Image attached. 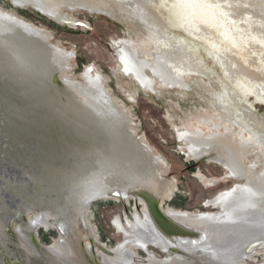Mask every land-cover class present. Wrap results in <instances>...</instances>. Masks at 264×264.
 <instances>
[{"label": "bare ground", "instance_id": "1", "mask_svg": "<svg viewBox=\"0 0 264 264\" xmlns=\"http://www.w3.org/2000/svg\"><path fill=\"white\" fill-rule=\"evenodd\" d=\"M11 1L18 7L32 5L39 12L55 18H61L60 14L64 9L84 10L109 17H120L124 21L139 24L150 34V39L159 47L160 52H153V57L149 59L132 44L122 41L117 44L121 47L118 50V58L123 73L134 78L146 91L154 90V79L164 87L183 88L188 84L183 81L185 74L200 72L201 75L205 72L198 59L186 52L182 45L173 46L169 37L161 35V27L170 22L191 35V38L193 36L204 41L211 51L207 53L221 65L226 78L233 83L239 95L232 96V92L228 99L223 97L222 100L215 93V105L222 117L220 122L209 123L211 129L209 134L205 133L201 126L195 130H178V138L186 145L187 151L194 159L214 157L219 165L225 167L229 178L236 181L234 183L236 185L226 192L228 201L246 194L254 196V200L240 208L225 207L221 218L211 215L172 213L168 211L170 208L166 209L168 211L166 214L186 228L200 232L198 239L176 240L180 241L179 245L178 243L176 245L183 252L195 258L211 263L226 261V264H236V261L227 260L234 251L244 248L248 243L257 241L256 244L247 247L246 253L240 251L244 259L264 250V117L254 111L252 104L247 103L249 95H254L258 101L264 103L263 0H167V4L157 0ZM0 21L9 28L7 34L11 35L18 52L33 64V68L24 75L22 82L27 93L45 100L48 104L57 99H64L62 113L71 115V119H67V124L73 131L69 134L70 140L60 143L64 144V149L67 150L60 154L67 155L75 151L73 144L79 149L86 148L91 151L103 147V144L105 146L106 141H111L117 147L126 144V126L129 119L122 111L127 108L122 107L121 111L105 87L103 78L93 75L90 69L82 77L87 82L86 86L73 81H63L59 75L65 70L64 64L68 60V55L48 46L49 36L46 33L1 11ZM172 37H176L175 34ZM181 37L180 39L183 38ZM157 38L164 39L163 43H158ZM6 66L0 63V78L3 77L4 81L7 78L15 80V77L11 78V70H7ZM14 70L17 71L16 68ZM55 78L62 82L63 88L58 87L59 89L53 92L49 82L55 81ZM236 107H239V110ZM74 124L77 128L72 127ZM99 126H102L103 134L93 135L91 129ZM235 126L241 128L240 139L235 137ZM30 139L32 137L29 136L25 139L24 136L22 139H12L11 142H14L13 146L16 150L8 149L2 141L0 142L2 149L6 148L5 150L8 151L3 152L5 150L1 149L0 152V211L2 212L0 242L5 244L6 241L4 231L6 219L20 217L30 211H39L40 214L34 215L25 229L18 228L16 245L22 253L23 260L17 264H30L32 258L41 254L43 256L41 264H101L96 263V254L91 248L92 243L87 247V252L84 251L85 253L79 249L76 243H81L82 248L83 240L89 236L82 235L75 224L70 230L67 219L66 232L75 234L74 240L63 237L60 241V249L45 247L42 251H38L33 245L31 235L38 226L47 227L52 220L57 224L63 212L74 205L79 195H87L88 199H78V208L74 210L86 213L84 205L88 201L95 200L99 191L92 185H86L80 190L76 189L81 182H87L91 176L84 163L76 160L74 163L68 162L65 156L59 154L60 145L55 156L48 152L44 154V148L39 150L26 145ZM44 140L49 144L47 146L53 145L51 139ZM255 144L261 149L254 150ZM47 148L56 149L55 145ZM149 151H152L150 147L146 152ZM250 154L255 160L248 163ZM155 159L156 155L151 159L152 164L149 166L151 172H154L158 165ZM164 169L166 167H158L160 173H164ZM169 184L160 175L156 178L148 176L138 186L129 189L146 190L160 200L168 191ZM128 190L125 194L120 191V196L133 199L128 196ZM100 198L104 199V195ZM206 206L211 205L206 204ZM82 222L85 232L89 234L90 231H86L83 217ZM117 226L120 231L134 234V237H129L114 251L125 257L126 261H130L133 257L134 252L130 250L132 244L140 246L143 242H150L154 247H160L165 251L169 246L176 251L175 253L180 251L174 247V241H170L171 239L159 230L147 209L141 212L136 209L132 217L126 218L123 226L119 222ZM112 261L126 264L124 261H118V255H114ZM198 263L202 264L198 260L194 264ZM103 264H109L107 259L103 260Z\"/></svg>", "mask_w": 264, "mask_h": 264}, {"label": "rangeland", "instance_id": "2", "mask_svg": "<svg viewBox=\"0 0 264 264\" xmlns=\"http://www.w3.org/2000/svg\"><path fill=\"white\" fill-rule=\"evenodd\" d=\"M10 1L0 0L1 12L43 31L49 36L48 46L61 50L68 55V60L64 64L65 70L59 75L63 81H73L86 86L87 82L82 77L88 70L92 69L93 75H99L103 78L105 87L121 111L122 107L127 108L122 112L129 119L126 126L127 142L122 147H117L111 141H106L105 146L103 144V147L91 151L86 148L79 149L73 144L75 151H71L67 155L60 154L65 156L68 162L81 161L87 166V171L90 172L91 176L87 179V182H81L76 189L80 190L86 185L95 186L99 191L96 199H99L102 195H104V199L94 202L92 205H90L92 201H88L84 205L86 213H80L74 210V208H78V199H88V196L79 195L74 205L72 204L69 209L65 210L62 218L59 219L64 225L63 234L60 232L58 224L54 223V220L50 221L47 227L38 226L33 234L43 248L56 247L60 249V241L63 237L71 240L75 239V234L69 231L66 232L65 220L67 219L70 223V230L73 229L75 224L82 235L87 234L89 236L83 240L84 251L87 247H90V243H92V246L94 243L96 260L99 263L105 257H108L104 253H100V251H103L101 248H104L109 252L106 253L110 255L107 259L109 263L120 264L112 261L114 255H118V261H124L128 264L130 261H126L125 257L120 255L119 252L114 253V251L129 237H134V234L127 233L124 230L120 231L117 224L119 222L123 226L126 218H129L128 216H131L136 209L143 211L146 206L141 200L137 206L133 199L124 197L122 200L120 191L125 194L129 187L135 186L139 180H144L148 176L156 178L160 175L170 183L168 191L160 199L165 212L185 213L193 216L211 215L221 218L225 207L240 208L254 200V196L246 194L233 201H228L226 192L236 185L234 184L236 181L229 178L225 167L219 165L214 157L194 159L187 151L186 145L178 138V130H195L200 126L205 133L209 134L211 132L209 123L220 122L222 118L215 105L214 95L217 94V97H221L222 100L223 97L228 99L232 92V96L239 95L233 83L226 78L221 65L207 53L211 51L204 41L193 36L191 38V35L183 29L175 27L170 22L161 27V35L169 37L170 44L173 46L182 45L186 52L198 59L205 72L201 75H199L200 72L185 74L183 81L188 84L187 87L183 88L164 87L154 79V90L146 91L141 88L134 78L123 73L118 58V50L121 47L117 44L122 41L132 44L144 57L149 59L153 57V52H160L159 47L150 39V34L139 24L124 21L120 17H109L84 10L64 9L60 14L61 18H55L39 12L32 5L27 4L18 7L11 1L14 4L12 6ZM157 1L167 4V0ZM7 30L9 31V28L0 21V63L7 65V70H11V78L15 77V80H11L13 85H17L27 93L22 82L24 75L33 68V64H31V61L25 60L18 52L11 35L8 36L7 34ZM174 34L176 37L173 38ZM163 40L157 38L158 43H163ZM180 41H182V44H180ZM2 78L0 79L4 81ZM49 86L53 92L59 89L54 81L49 82ZM222 86L224 87L222 88ZM226 91L227 93H225ZM63 102L64 99H57V101L49 103V106L60 118L61 126L64 129L62 137L67 141L70 140L69 134L73 130L67 124V119H71V115L62 113ZM247 103L252 104L254 111L264 117L263 102L258 101L254 95H249ZM236 109L239 110V107H236ZM72 127L77 128V125L74 124ZM235 129V137L240 139L241 128L235 126ZM101 130L102 126L93 127L91 132L93 135H101L103 134ZM55 137L62 140L59 133ZM248 137L250 136L248 135ZM142 143H144V149H142ZM146 145L152 149L148 152L150 154L146 152L148 151ZM1 149L0 145V151ZM253 149L260 150L261 147L255 144ZM154 155H156L155 160L158 165L156 170L151 172L149 166L152 164L151 159H154ZM254 160L253 155L250 154L248 163ZM158 167H166L164 173H160ZM110 192L114 193H111L108 197L107 195ZM206 204L211 206H206ZM125 205L130 215H128ZM38 214H40L39 211L27 213L25 222L19 218L12 219L10 221L12 229L17 234L19 227L25 229L27 223L32 220L34 215ZM82 214H84L82 217L85 221L86 231H90L89 234L85 232L81 225L80 215ZM0 215H2L1 211ZM88 223L90 225H87ZM5 234V244L0 242V264H4L3 259L5 257L8 258H5L6 264L21 263L23 258L20 256L22 253L18 245H16V238L12 240L6 231ZM76 244L80 249V243L77 242ZM130 250L134 252L135 264L137 262L150 264L149 262L153 263L152 257L165 259L167 255H174L171 251L169 254L160 252V249L158 250L150 242H143L140 246L132 244ZM41 257L32 258L30 264H41L43 262ZM188 257L189 260L186 263L172 261L171 264H194L196 260L202 262V264H223L222 262L211 263L191 255H188ZM145 260L147 263L143 262ZM237 264H264V250L252 255L249 261L239 260Z\"/></svg>", "mask_w": 264, "mask_h": 264}, {"label": "water", "instance_id": "3", "mask_svg": "<svg viewBox=\"0 0 264 264\" xmlns=\"http://www.w3.org/2000/svg\"><path fill=\"white\" fill-rule=\"evenodd\" d=\"M10 3L12 4V6H14L11 1ZM6 80L9 79L7 78ZM1 81L0 141H2L8 149L16 150V147L13 146L14 142H11L12 139H22L23 136L25 139L26 136H29L32 137V139H30L26 145L39 150H43L42 148H44V154H47L48 152L49 154L55 156V152H58V145L61 146L59 154L67 152V150L64 149V144H60L66 142V140L62 137L64 129L61 126L60 118L54 113V110L49 106V104L43 99H39L34 95L25 93L19 87H15L12 84L13 82L11 80L9 81H11L12 83L9 81ZM54 82L57 87L62 88V82L58 78H55ZM2 90L4 91L3 94ZM57 133L61 134L62 140L55 137ZM48 138L52 140L53 145L47 146L49 144L45 142L44 139ZM54 145H56V149L47 148L53 147ZM3 152L8 151L5 150ZM111 193L114 192H110L109 194ZM109 194L107 195L108 197H110ZM127 194L128 196L133 197L136 206L138 205L140 200L144 203L151 218L153 219L159 230L171 240L176 241L180 238L198 239L200 237L199 231L186 228L185 226L173 220L168 214H166V212H164V210L162 209L160 200L154 194L146 190L138 191L132 189H129L127 191ZM120 198L122 200L124 199V197ZM99 200L102 199L100 198L93 200L91 202V205ZM125 207L127 210L126 205ZM128 215H130L129 212ZM16 218L21 219L23 222L26 221L25 215L6 219L5 231L8 233L12 240H15L17 235L16 232L12 229L10 221ZM31 240L38 251H42L44 249L34 234L31 235ZM82 249H85L84 244H82ZM101 249L109 253L106 249ZM159 251L165 253L161 250ZM170 251L173 253L176 252L174 249H170ZM5 258L3 259L4 264H6Z\"/></svg>", "mask_w": 264, "mask_h": 264}, {"label": "flooded vegetation", "instance_id": "4", "mask_svg": "<svg viewBox=\"0 0 264 264\" xmlns=\"http://www.w3.org/2000/svg\"><path fill=\"white\" fill-rule=\"evenodd\" d=\"M87 172V171H86ZM142 180H140V181H138V183H136L135 184V186H138V184L141 182ZM134 186V187H135ZM147 209V208H146ZM141 212V211H140ZM167 213V212H166ZM129 218L130 217H132V214H131V216H128ZM80 222H81V225L83 226V229H85L84 228V224H83V222H82V215H80ZM57 224H58V227H59V229H60V232H62V234H63V231L65 230V229H63L64 228V225L62 224V222H61V220H59L58 222H57ZM170 241H173V240H170ZM256 242L257 241H252V243H248L247 245H245V247L244 248H241V249H238V250H236V251H234L233 253V255L232 256H230V258H229V260H227V261H236L237 263H238V261L239 260H242V261H249L250 260V258H251V256L250 257H246V259H244V257H242V255H240V251H242V253H246L245 252V250L247 249V247H249L250 245H252V244H256ZM176 243H178V245H179V243H180V241H174V247L177 249V250H180L179 252H177V253H174V255H172V256H170V257H168V255L166 256V259H164V258H161V259H159V258H156V257H152V260H153V263H151V262H149L150 264H155V263H157V264H171V262L172 261H178V262H180V263H182V262H187L188 260H189V257H188V255H187V253H185V252H183L182 251V249H180V247H178V245H176ZM80 245V250L81 251H83L84 252V250L81 248V243L79 244ZM54 248H56V247H54ZM92 248V250L94 251V253H95V250H94V247L92 246L91 247ZM158 249H160L161 251H163V252H165V253H168L169 254V252H168V249H170V248H172V247H167V250L165 251L164 249H162V248H160V247H157ZM57 249V248H56ZM141 251H143V250H141ZM85 253V252H84ZM104 253H106L105 251H104ZM96 254V253H95ZM133 254V257H132V259L130 260V264H135V257H134V253H132ZM109 254H107L106 253V256H108ZM102 257V256H101ZM140 258V257H139ZM104 259H108V257H105ZM162 259H164V261H162ZM137 260H138V258L136 259V262H137ZM108 261V260H107ZM143 262H145V263H147V261L145 260V261H143ZM222 262V261H221ZM96 263H99V262H97L96 261ZM109 263V262H108ZM142 263V262H141ZM141 263H138L137 262V264H141ZM223 264H226L227 262L226 261H224V262H222ZM236 263V264H237ZM101 264H103V260H102V262H101ZM109 264H111V263H109Z\"/></svg>", "mask_w": 264, "mask_h": 264}]
</instances>
